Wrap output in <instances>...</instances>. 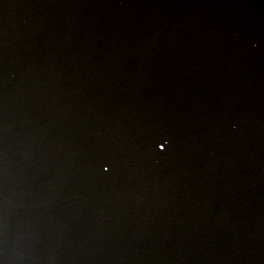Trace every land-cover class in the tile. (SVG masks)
<instances>
[{
    "label": "water",
    "instance_id": "95a60500",
    "mask_svg": "<svg viewBox=\"0 0 264 264\" xmlns=\"http://www.w3.org/2000/svg\"><path fill=\"white\" fill-rule=\"evenodd\" d=\"M22 213L24 182L15 1L3 0L0 3V214L3 215L0 262L8 259L11 264H26Z\"/></svg>",
    "mask_w": 264,
    "mask_h": 264
},
{
    "label": "snow or ice",
    "instance_id": "6c2138e0",
    "mask_svg": "<svg viewBox=\"0 0 264 264\" xmlns=\"http://www.w3.org/2000/svg\"><path fill=\"white\" fill-rule=\"evenodd\" d=\"M3 0H0V3H2ZM160 141H157L159 143ZM163 143L167 144L168 141L166 139H163ZM96 166L100 169V175L101 176H107L111 174V171L114 170V161L106 156H100L95 161ZM2 264V262H0Z\"/></svg>",
    "mask_w": 264,
    "mask_h": 264
}]
</instances>
